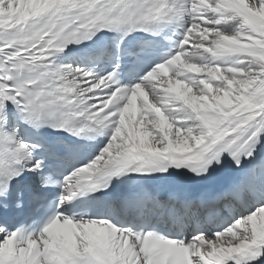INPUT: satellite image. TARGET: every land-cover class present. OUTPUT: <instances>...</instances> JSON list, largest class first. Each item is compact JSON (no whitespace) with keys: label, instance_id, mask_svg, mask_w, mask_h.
Masks as SVG:
<instances>
[{"label":"snow or ice","instance_id":"6c2138e0","mask_svg":"<svg viewBox=\"0 0 264 264\" xmlns=\"http://www.w3.org/2000/svg\"><path fill=\"white\" fill-rule=\"evenodd\" d=\"M168 29L179 39L132 84L119 64L98 74L58 59L99 31ZM8 102L37 129L108 140L62 183L44 178L63 190L38 234L0 223V264H264V0H0L5 217L23 206L12 181L43 168L5 129ZM132 173L156 186L118 200L113 218L65 214Z\"/></svg>","mask_w":264,"mask_h":264},{"label":"bare ground","instance_id":"6f19581e","mask_svg":"<svg viewBox=\"0 0 264 264\" xmlns=\"http://www.w3.org/2000/svg\"><path fill=\"white\" fill-rule=\"evenodd\" d=\"M223 27L227 28L228 26L225 25ZM61 62L64 63V64L81 65L80 62H79V60H75L74 62H69V61L62 60ZM202 78H206V74H202ZM150 99H151V97H150ZM107 140H108V136L106 138V141L104 142V145L106 144ZM263 147H264V145L261 146V148H263Z\"/></svg>","mask_w":264,"mask_h":264}]
</instances>
